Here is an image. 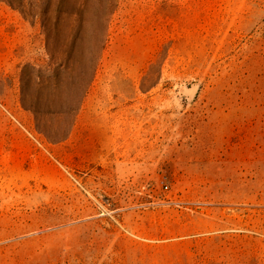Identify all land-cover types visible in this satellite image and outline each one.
<instances>
[{
    "label": "rangeland",
    "instance_id": "obj_1",
    "mask_svg": "<svg viewBox=\"0 0 264 264\" xmlns=\"http://www.w3.org/2000/svg\"><path fill=\"white\" fill-rule=\"evenodd\" d=\"M64 58L51 142L21 78ZM0 264H264V0L0 2Z\"/></svg>",
    "mask_w": 264,
    "mask_h": 264
},
{
    "label": "trees",
    "instance_id": "obj_2",
    "mask_svg": "<svg viewBox=\"0 0 264 264\" xmlns=\"http://www.w3.org/2000/svg\"><path fill=\"white\" fill-rule=\"evenodd\" d=\"M0 2H6L11 7L18 9L25 6V0H0ZM49 38L47 37L48 43ZM53 45L56 50L64 48L62 40L54 41ZM72 45L76 50L80 48L77 38L74 39ZM68 50L69 55H71L70 59H72L76 50L73 48H69ZM59 63L58 67L53 71L50 68H45V76L38 75L39 87L36 89H33L30 84L29 69L31 67L29 65L26 66L21 78L22 107L34 114L40 132L46 135L51 142H61L69 137L74 126L75 116L81 109L96 72V66L91 69V73L85 71L84 68L87 67H81L79 71L74 70L71 72L70 66L72 63L69 62V58H64ZM75 71H78V76L70 82L72 85L75 84L76 89L72 95L66 96L64 94L66 83L62 77L64 75H73ZM50 116L59 117L64 122L67 120V126L59 133H51L48 121L46 120Z\"/></svg>",
    "mask_w": 264,
    "mask_h": 264
}]
</instances>
